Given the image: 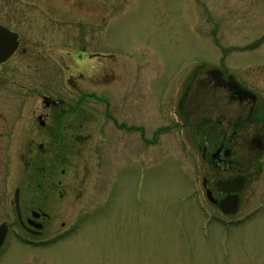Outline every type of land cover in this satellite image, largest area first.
<instances>
[{"label": "rangeland", "instance_id": "374dc122", "mask_svg": "<svg viewBox=\"0 0 264 264\" xmlns=\"http://www.w3.org/2000/svg\"><path fill=\"white\" fill-rule=\"evenodd\" d=\"M2 6L12 17L6 24L37 30V66L9 75L1 95L16 103L0 111L24 112L20 122L37 128L38 138V120L28 122L27 112L51 117L65 108H45L42 99L63 96L83 140L71 163L58 165L60 181L48 197L36 204L27 189L22 199L24 210L44 212L42 239H55L49 246L18 242L15 234H25L15 225L12 196L0 198V223L11 230L0 264H264V207L254 209L264 205V170L253 168L239 212L225 217L205 196L213 182L202 185L209 166L194 143L210 149V111L221 89H210L213 71L224 66L240 77L244 67L264 65V0H0ZM190 84L206 92L185 108L193 126L201 125L195 140L176 109ZM11 153L17 171L19 151ZM29 156L12 185L33 188L39 151ZM200 207L230 224L206 225Z\"/></svg>", "mask_w": 264, "mask_h": 264}, {"label": "flooded vegetation", "instance_id": "af4514ba", "mask_svg": "<svg viewBox=\"0 0 264 264\" xmlns=\"http://www.w3.org/2000/svg\"><path fill=\"white\" fill-rule=\"evenodd\" d=\"M4 6V5H3ZM0 7V26L6 28L13 34H15L16 47L9 57L4 61L0 62V106L4 108H12L16 103L14 99L10 101L7 99L8 95H1L6 92L5 89L8 88L9 84L13 80L9 79L10 74H16L22 68V65L26 66L27 63L35 64L37 66V30L30 32H25L14 28L6 24L10 22L11 15L5 13L4 7ZM35 8L37 5H34ZM37 9V8H36ZM5 13V14H4ZM54 22L53 20H51ZM51 31V30H50ZM41 34L45 33L43 30L40 31ZM50 34V32H47ZM44 35V34H43ZM51 35V34H50ZM85 47L82 46L81 51L77 54L78 61L83 59L85 55ZM89 55V54H87ZM89 57V56H88ZM62 61V60H61ZM66 72L69 71L70 67L63 63L60 65ZM244 75L238 77L234 71H228L224 66H221L213 71L214 80L210 82V89L215 90L218 88L220 94L215 95L214 105L212 106V121H210V149L207 151V146L202 144L201 140H195V135L201 131V125L199 128L193 126L190 121L191 109L186 113L185 108H189L190 103L193 101L192 106L195 108V101L201 99L203 90L200 85L196 89L191 88V84L183 90L181 97L177 100L176 109L182 112L181 116V126L187 128L190 138H193L196 148L201 150V157L203 161H208V175L202 180V185L205 187L207 182H213V190L211 196L215 203L210 202L216 207V210L225 217L234 216L239 212V208L242 204L244 196V190L247 188L248 175L253 173V168L257 167L262 172L264 170V65L257 66H247L243 68ZM79 78L83 77V73L79 72ZM69 74L66 77V84L70 88L75 87V81ZM16 82V80H14ZM22 87H27L28 92L31 91L26 84H21ZM207 89V86L204 87ZM36 89V87H34ZM206 93V92H205ZM7 96V97H6ZM23 98L24 96H20ZM197 97V98H196ZM66 98V97H65ZM187 99L188 107L185 105ZM221 100V109H217L218 102ZM66 101H68L66 99ZM22 102V101H21ZM43 106L45 108H65L64 110H59L55 115L51 116V113L39 114L35 111H30L28 116V122L33 118L38 120L40 133L37 138V128L34 129L32 124L27 126V122L21 121L20 118L24 116H19L24 114V112H13L8 109L7 113L9 116L4 115L0 111V152L4 153L7 158L2 161L0 159V175L2 177V190H0V198L8 199L10 195L12 196V201L9 203L13 206V211L15 215L16 224L21 231L25 234H15L24 246L28 247H38V246H49L46 245L53 242V238L42 239L43 237V223L41 222L44 212L42 210L35 208L37 205L32 207H27L25 210L22 207V199L26 195V190L29 189L31 194H29V199H35L37 204L38 198L48 197L49 189H53L54 184H58L60 180L56 177L57 167L59 164H70L73 155V150L75 143L77 141H82L83 138H79L77 134L73 133V124L70 121V113L67 112L68 108L65 104L63 96L56 97L54 99L44 98L42 99ZM67 103V102H66ZM78 103V102H77ZM164 103V102H162ZM222 111L219 113V111ZM6 113V114H7ZM53 113V112H52ZM201 118V116L199 117ZM184 119H188L189 123L185 124ZM225 119L226 129L223 131L221 125H224ZM195 120V119H192ZM177 121V120H176ZM176 126L180 127L179 122H176ZM29 124V123H28ZM34 129V130H33ZM44 136V137H43ZM37 139H40L37 141ZM78 139V140H77ZM19 151L18 160L20 163V168L17 171L12 170L13 165L11 157V151ZM39 151V162L36 165V175L34 176L33 188L27 184H13V179L15 181L20 180L24 176L23 172L26 167L30 166L32 160L28 159L29 154H36ZM209 158H206V157ZM36 162V160H35ZM38 169V172H37ZM61 172L64 170L61 169ZM207 171V168H206ZM38 173V181L37 179ZM41 176V177H40ZM207 177H210L209 179ZM239 178L243 181L241 188L238 191L230 192L228 194L222 191L218 187L219 181H227ZM9 179L12 182L9 185ZM32 181L29 183L31 184ZM231 187V186H229ZM235 187V185H232ZM33 190V191H32ZM206 191V190H205ZM237 195V207L233 214H223L219 208L218 203L227 195ZM216 195V197H214ZM18 199V207L21 215V222L17 218L15 210V198ZM5 207L9 206L8 203L4 202ZM264 205L259 209L254 208L257 211L263 209ZM27 211L29 215L26 214ZM249 212V213H248ZM245 215L248 216L251 211H248ZM37 216H35V215ZM212 220H218L220 224L227 227L226 220L217 219V217L211 213ZM243 218V219H244ZM243 219H239L235 222H242ZM4 224L5 221H2ZM8 222V221H7ZM231 222V220H230ZM40 224L41 227L37 228L36 225ZM233 223V222H232ZM2 224V223H0ZM228 230V229H226ZM11 230L7 224V235L0 247V256L5 252L6 246H8L9 235ZM26 236V237H25ZM41 238V239H40Z\"/></svg>", "mask_w": 264, "mask_h": 264}, {"label": "water", "instance_id": "95a60500", "mask_svg": "<svg viewBox=\"0 0 264 264\" xmlns=\"http://www.w3.org/2000/svg\"><path fill=\"white\" fill-rule=\"evenodd\" d=\"M14 40H15V34L10 32L6 28L0 26V62L4 61L14 51L16 47V42H14ZM242 184L243 181L241 179L235 178L233 180L219 181L217 185L222 191H225L228 194H230V192L238 191L241 188ZM232 185H235V187H232ZM206 197L210 202L215 203V200H213L211 196V192L209 190H206ZM14 202H15V210H16L17 218L21 222V215L19 212L17 197L15 198ZM237 202H238L237 195L235 194L227 195L222 200L219 201L218 208L223 214H233L236 210ZM36 227L39 228L41 227V225L37 223ZM6 235H7V225L2 223L0 224V247L3 244Z\"/></svg>", "mask_w": 264, "mask_h": 264}]
</instances>
